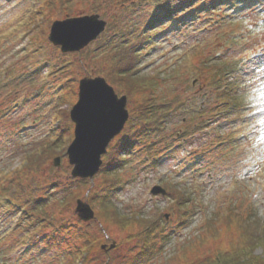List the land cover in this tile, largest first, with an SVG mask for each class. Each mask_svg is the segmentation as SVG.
<instances>
[{"label": "rangeland", "instance_id": "rangeland-1", "mask_svg": "<svg viewBox=\"0 0 264 264\" xmlns=\"http://www.w3.org/2000/svg\"><path fill=\"white\" fill-rule=\"evenodd\" d=\"M212 1L0 0V264H133L143 248V220L162 221L164 235L143 264L205 261L242 245L250 232L264 235V5L252 12L235 10L232 1L206 6ZM91 14L107 26L87 47L64 53L50 42L55 20ZM132 50L137 73L148 76L146 87L157 104L178 100L152 148L146 136L131 146L123 165L113 170L116 187L104 189L98 173L85 185L68 178L73 165L65 139L58 148L65 147L57 155L60 166L53 158L41 171L25 173L27 156L54 138L58 124L60 131L65 128L58 110H68L74 138L70 110L79 99L80 79L103 76L119 96L127 95L110 79V67ZM215 60L241 61L230 78L245 81L240 91H255L252 108L228 118L206 114L214 105ZM148 90L127 96L129 112ZM201 110L211 123L192 129L200 119L191 115ZM139 127L129 119L109 148ZM184 130L189 133L167 147ZM220 134L227 141L217 152ZM34 183L40 187L36 194ZM174 184L190 195L185 209L176 205ZM156 185L167 193L153 194ZM77 191L94 210L89 221L77 216V200L64 205ZM41 198L42 208L33 210ZM105 200L137 221L126 228L113 224L102 212ZM253 252L264 257V243Z\"/></svg>", "mask_w": 264, "mask_h": 264}, {"label": "trees", "instance_id": "trees-1", "mask_svg": "<svg viewBox=\"0 0 264 264\" xmlns=\"http://www.w3.org/2000/svg\"><path fill=\"white\" fill-rule=\"evenodd\" d=\"M229 1H232L233 4H231V6L236 7L235 10H243L244 8H246L248 10H251L252 12L255 10H260L261 8L259 6L264 5V0H213L212 2H208L206 6L210 8L213 6L216 7L219 5V3H228ZM132 56H134V58H132ZM135 57H137V53L133 50L128 51V53L126 54H119L118 57L114 58L115 60L112 64V68L110 67V79L116 82L124 90L128 97H131L138 90H148V88L146 87L148 83V76H141L137 73V70L135 68L136 62L134 61ZM129 58H131V60ZM212 63L213 66H211V69H213V73H211L210 75H212L213 79L211 86H213L215 90V96L212 100L214 105L208 107L205 110L206 114L210 117L224 116L228 118L234 112H238L244 106H252L248 105L252 103L251 98L249 97H251L252 94L255 93V91L252 89H250V92L240 91L241 88H244L245 81L237 78H230L233 71L238 69L241 61L225 62L223 60H215ZM148 91L150 92V94L147 96V98H144L141 104H139L137 108L131 110L130 112L129 119L134 120L136 123H138V125H140V127L136 130L131 128L130 131H127V133L122 135L121 138L117 139L106 152L107 158L106 160H104L105 162L98 171V174H100L104 178V189L105 187L110 188L117 186L116 183L118 181V174L113 173L115 172L113 170L123 165L124 161L126 160L125 157L127 152L131 150V146L138 143V141L141 140L142 137L146 136L151 138V142L147 144V147H151L152 143L155 142L154 137H160V131L162 130L164 124L167 122L168 116L174 109V102L178 101L176 99L174 101L160 100V104H157L159 100H157L156 102V99L152 97L153 92L151 90ZM58 112H64L63 115L65 128L60 131L61 128H59V126L61 124H58L55 128L56 134L54 138L49 139L48 142L44 143L40 151L32 152L27 156L24 164L25 167H27L25 173L30 175V173L33 171H41L47 161L59 155L62 150L65 149V147H63L62 150H58V148H61V139H65L66 143L71 142L72 133L70 131L71 125L69 121V112L68 110L64 109L58 110ZM203 113L204 110H201L198 116H195L194 113H192V119H200L199 122H193L192 129H195L196 127H207L206 125L211 123L210 118L206 119L207 121L204 119V116L206 114ZM188 133L189 131L187 130H184L182 134H179L178 132L174 133L175 138H172L173 141L171 140L170 143L166 142L167 147H171L172 145H174L173 143L177 138L185 137ZM217 140L220 143L213 149L219 147V150H216L217 152H220L221 150H223L222 147L224 146V143L227 141V139L224 138V135L222 136L220 134ZM233 148L235 147L233 146ZM151 157L152 160L157 159V156L156 159L154 155ZM67 177L71 180H79L84 183V185L87 184V179H78L70 174H68ZM55 183L56 182H54L53 185H55ZM173 188L178 193V200L176 201V205L181 207L182 209H185L184 207L189 204L190 195H188L185 190L184 192L183 190L178 189L175 184L173 185ZM32 190L33 193L38 192L40 191V187H38V185L34 183V187ZM10 193L14 195L13 192ZM81 194V191L71 193L67 199V202L64 204L65 207H69L73 203V201L78 200ZM42 200L43 199L41 198L33 204V210L42 208ZM27 201L29 202L30 200ZM90 202L93 204V199H90ZM102 212L109 218V220L113 224L119 226L120 228H126L131 223L137 221L136 215L129 216L126 214H122L118 207L109 200H105L102 202ZM43 213L45 216L44 219L48 220L50 223H54L53 216H47L45 212ZM183 217H186V215H183ZM186 220L187 219L184 218V221ZM143 222L145 223L144 226L146 227V229L143 233H140L139 239L142 243L143 248H141L142 250L138 254V259L133 264H143V261L151 253H153L155 246L158 244V241L156 239H158L159 235L162 234V231H160V227L162 225L160 223H162V221L143 220ZM60 223H64V221L61 220ZM250 223L254 225L252 218H248L247 224ZM259 235L260 234L256 235L254 232H250L246 236L247 239L242 245L232 249L231 251H221L215 257L192 264H264V257L255 255L253 252L260 242L264 243V235ZM86 248L87 249L85 250L89 249V247L87 246Z\"/></svg>", "mask_w": 264, "mask_h": 264}, {"label": "water", "instance_id": "water-1", "mask_svg": "<svg viewBox=\"0 0 264 264\" xmlns=\"http://www.w3.org/2000/svg\"><path fill=\"white\" fill-rule=\"evenodd\" d=\"M107 21L99 14L81 15L55 20L49 32V40L60 46L62 52H78L96 40L106 29ZM79 99L70 110V118L75 123L74 139L67 147L68 161L73 165V177L87 179L98 173L102 156L111 141L124 129L130 117L127 95L119 96L105 77H84L79 81ZM104 100L103 114L98 102ZM55 166H60L61 157L54 158ZM153 194L165 195L166 190L156 185ZM77 216L83 221L94 218V210L88 202L77 200ZM115 243L110 245L114 248ZM106 248V245H103Z\"/></svg>", "mask_w": 264, "mask_h": 264}, {"label": "snow or ice", "instance_id": "snow-or-ice-1", "mask_svg": "<svg viewBox=\"0 0 264 264\" xmlns=\"http://www.w3.org/2000/svg\"><path fill=\"white\" fill-rule=\"evenodd\" d=\"M104 100L101 99L99 102H98V105H99V110H100V114L102 115L103 114V108H104Z\"/></svg>", "mask_w": 264, "mask_h": 264}]
</instances>
